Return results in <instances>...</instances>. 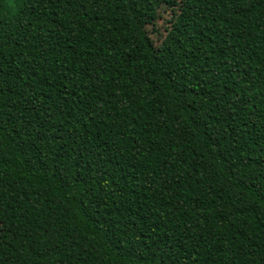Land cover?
<instances>
[{
	"label": "trees",
	"instance_id": "16d2710c",
	"mask_svg": "<svg viewBox=\"0 0 264 264\" xmlns=\"http://www.w3.org/2000/svg\"><path fill=\"white\" fill-rule=\"evenodd\" d=\"M131 3L0 0V264H264V0Z\"/></svg>",
	"mask_w": 264,
	"mask_h": 264
},
{
	"label": "rangeland",
	"instance_id": "374dc122",
	"mask_svg": "<svg viewBox=\"0 0 264 264\" xmlns=\"http://www.w3.org/2000/svg\"><path fill=\"white\" fill-rule=\"evenodd\" d=\"M123 2L124 0H66V6L70 7L74 18L83 23L84 18L95 13L102 17ZM180 2L181 0H132L131 6L135 15L143 21L142 29L156 45L166 35L170 19ZM88 27L99 36L119 41L123 45L142 40L140 31L135 29L128 13L114 15L110 20L95 21Z\"/></svg>",
	"mask_w": 264,
	"mask_h": 264
}]
</instances>
